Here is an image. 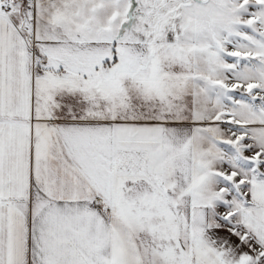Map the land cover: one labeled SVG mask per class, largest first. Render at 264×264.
I'll use <instances>...</instances> for the list:
<instances>
[{"label": "snow or ice", "instance_id": "obj_1", "mask_svg": "<svg viewBox=\"0 0 264 264\" xmlns=\"http://www.w3.org/2000/svg\"><path fill=\"white\" fill-rule=\"evenodd\" d=\"M0 264H264V0H0Z\"/></svg>", "mask_w": 264, "mask_h": 264}]
</instances>
